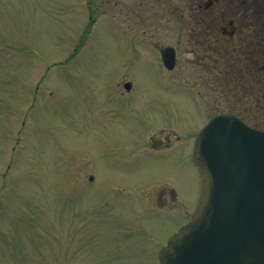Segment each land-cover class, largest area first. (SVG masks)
Returning <instances> with one entry per match:
<instances>
[{
    "label": "rangeland",
    "instance_id": "374dc122",
    "mask_svg": "<svg viewBox=\"0 0 264 264\" xmlns=\"http://www.w3.org/2000/svg\"><path fill=\"white\" fill-rule=\"evenodd\" d=\"M181 5L0 0V264H158L199 192L201 115L153 45ZM123 74L132 101L114 94Z\"/></svg>",
    "mask_w": 264,
    "mask_h": 264
},
{
    "label": "flooded vegetation",
    "instance_id": "af4514ba",
    "mask_svg": "<svg viewBox=\"0 0 264 264\" xmlns=\"http://www.w3.org/2000/svg\"><path fill=\"white\" fill-rule=\"evenodd\" d=\"M180 2L186 15L176 21L180 8L170 9L175 24L170 44H153L159 54L165 48L173 50L167 74L177 86L175 97H183L200 113L202 126L226 114L264 133V0ZM179 64L187 71L183 85L177 83ZM125 77L112 84L122 102L134 100L138 92L133 79ZM177 141L179 137L169 135L165 147Z\"/></svg>",
    "mask_w": 264,
    "mask_h": 264
},
{
    "label": "water",
    "instance_id": "95a60500",
    "mask_svg": "<svg viewBox=\"0 0 264 264\" xmlns=\"http://www.w3.org/2000/svg\"><path fill=\"white\" fill-rule=\"evenodd\" d=\"M172 67V51L163 53ZM201 176L190 221L160 251L159 264H264V134L229 116L198 134Z\"/></svg>",
    "mask_w": 264,
    "mask_h": 264
}]
</instances>
